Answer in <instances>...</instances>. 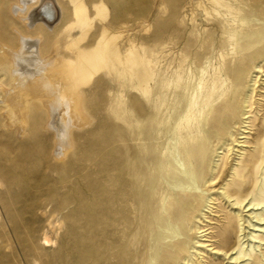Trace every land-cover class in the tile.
Instances as JSON below:
<instances>
[{"label": "bare ground", "instance_id": "6f19581e", "mask_svg": "<svg viewBox=\"0 0 264 264\" xmlns=\"http://www.w3.org/2000/svg\"><path fill=\"white\" fill-rule=\"evenodd\" d=\"M152 2L0 0V264H42L16 208L65 211L107 123L71 264H264V0Z\"/></svg>", "mask_w": 264, "mask_h": 264}, {"label": "rangeland", "instance_id": "374dc122", "mask_svg": "<svg viewBox=\"0 0 264 264\" xmlns=\"http://www.w3.org/2000/svg\"><path fill=\"white\" fill-rule=\"evenodd\" d=\"M146 1L148 2L149 7L153 5L152 0ZM108 9L111 13V7ZM138 9L140 10V13H143L141 8L138 7ZM151 13L154 14L155 10L151 9ZM141 15L143 16L144 14ZM95 128L97 140L94 142V144H97V148L90 149L88 146H84L82 148L85 155L88 154L89 158L91 155V158L88 159L91 162L88 164L89 172H81V174L78 175V178L81 177L79 181L74 178V180L70 183L68 181L64 184L62 182H54L56 185H53L51 182H47L46 185H43L45 188L51 187V192H54L65 185L70 186V188L72 186L76 187V190H74L75 193H72L74 197L71 194L69 196H63L66 198L70 197L71 199L69 205L66 207V210L60 212V214H58L59 216H56L53 220H49V214H47V212L48 210L53 212L52 202L59 200L61 197H48L47 193H42V196H40V200L49 206L45 210L38 212L39 214H44L46 217L45 219H41L39 223H31L25 211L16 208V211H19V217H16V219L18 221L20 237L26 241L29 246H40L42 248V264H71L72 222L68 219L64 222L63 226H60L61 217L67 216L73 212V210L76 208V205H79L80 203H89L92 199L97 197L101 190L100 187L102 186V181L101 176L98 173L101 161L97 160L102 153L99 143L103 142V137L107 133L110 126L107 123L104 126L97 125ZM2 143L3 144L0 147V152L5 151V157L8 159L15 158L19 143H15V141L7 139L2 140ZM37 185L40 186L39 183ZM2 197L6 200V195H2ZM11 213L13 214L15 212ZM19 219L22 220L21 224L19 223ZM30 238L31 240H29ZM233 242L234 239H232V244ZM12 246L14 249H16V245L13 241ZM20 264L31 263L25 260L22 261L20 258Z\"/></svg>", "mask_w": 264, "mask_h": 264}]
</instances>
